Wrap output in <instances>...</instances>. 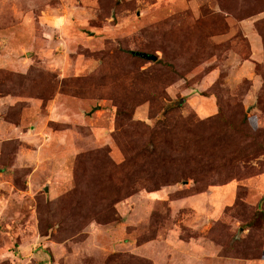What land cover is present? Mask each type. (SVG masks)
<instances>
[{
  "label": "rangeland",
  "instance_id": "obj_1",
  "mask_svg": "<svg viewBox=\"0 0 264 264\" xmlns=\"http://www.w3.org/2000/svg\"><path fill=\"white\" fill-rule=\"evenodd\" d=\"M0 264H264V0H0Z\"/></svg>",
  "mask_w": 264,
  "mask_h": 264
},
{
  "label": "water",
  "instance_id": "obj_2",
  "mask_svg": "<svg viewBox=\"0 0 264 264\" xmlns=\"http://www.w3.org/2000/svg\"><path fill=\"white\" fill-rule=\"evenodd\" d=\"M131 52L133 54L139 56V57H142V58L151 59V60H154L155 59V56L154 55L147 54V53L142 52V51H131Z\"/></svg>",
  "mask_w": 264,
  "mask_h": 264
}]
</instances>
